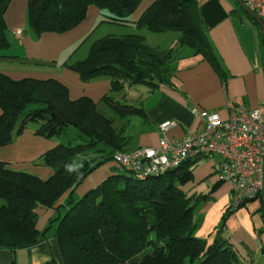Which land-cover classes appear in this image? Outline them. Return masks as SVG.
Instances as JSON below:
<instances>
[{
	"label": "trees",
	"instance_id": "1",
	"mask_svg": "<svg viewBox=\"0 0 264 264\" xmlns=\"http://www.w3.org/2000/svg\"><path fill=\"white\" fill-rule=\"evenodd\" d=\"M11 0H0V49L10 45L4 13ZM140 0H28V23L38 34L65 32L81 22L89 5L106 10V21L134 25L152 32L177 31L174 46L148 45L140 33L105 35L95 40L84 59L68 65L82 81L98 75L110 78L104 95L114 116L97 109L89 97L71 99L66 86L47 78L12 79L0 72V146L9 144L28 121L47 115L36 132L51 138L63 127L79 132L75 144L58 143L40 158L51 167L45 179L13 171L0 161V248L31 245L45 235L36 228L39 206L65 208L55 216L61 261L44 264H250L241 262L228 238L223 236L225 210L213 241L199 238L195 218L197 202L203 196H189L183 185L192 180V164L184 161L165 174L138 178L125 167L105 177L81 196L76 188L97 167L114 162L113 155L125 152L128 138L123 134L129 116L141 108L114 100L125 87L144 83L152 88L167 84L175 72V59L184 45L210 62L213 52L202 28L196 0H155L131 21L129 15ZM238 11L259 29L262 54L264 32L236 2ZM2 50V52H3ZM0 51V57L8 55ZM264 58V57H262ZM115 117L121 123L115 124ZM65 199L59 203L64 196ZM258 199L264 204V197ZM264 211V206H262Z\"/></svg>",
	"mask_w": 264,
	"mask_h": 264
},
{
	"label": "crops",
	"instance_id": "2",
	"mask_svg": "<svg viewBox=\"0 0 264 264\" xmlns=\"http://www.w3.org/2000/svg\"><path fill=\"white\" fill-rule=\"evenodd\" d=\"M27 1L11 0L4 13L9 35L16 41L17 47L23 48L25 45L34 44V40L24 35L23 31L26 25ZM154 1L140 0L133 13L129 15V19L135 21ZM196 9L210 43L214 62L184 45L177 53L175 72L169 83H160L154 88L144 83H141L144 87H136L137 83L118 92L117 100L137 106L142 111L141 114L129 116L125 122L123 134L128 138V143L124 147L125 152H132L140 147L156 146L163 135L168 139L177 140L188 132L202 129L204 120L192 113L193 108L215 111L222 118H226L227 104L233 102L258 108L264 114V58H262L264 54L258 27L238 11L235 0H196ZM89 15L92 19L103 15L102 26L110 23L114 27L105 28L98 37L91 38L92 33H89L90 38L82 48L71 50L74 43L90 31L89 23H85ZM105 17L103 10L95 5H89L83 19L85 21L79 26L84 25L82 27L76 25L79 29L70 31V42L59 51H37L33 52L36 54L34 56L30 55L29 51L14 50L10 51V54H7L8 51H1L8 56L0 57V72L15 80L25 77L56 79L66 86L71 99L89 97L96 103L99 111L114 116L110 105L103 100L104 95L110 90L109 76L102 74L82 81L79 74L68 66L84 59L91 44L102 36L128 33L145 35L142 28L106 21ZM15 30H22L21 38L14 34ZM45 33L49 38L57 39L48 42L44 46L45 49H56L58 45L56 42L69 35L63 32ZM160 33L163 38L170 34L172 41L179 38L177 31ZM144 38L148 45L158 48H168L176 43L170 40L168 44L152 45L147 42L145 36ZM12 53H21V58L18 55L13 56ZM44 53L51 55L47 56ZM37 61H50L52 64L46 67ZM115 119V124L121 123L119 118ZM166 120H173L175 124L162 134L159 125ZM31 122L32 120L28 121L20 133H14L9 144L0 146V161L10 170L45 179L52 174V169L41 163L40 158L59 142L39 135L36 132V125ZM218 161L217 157L198 158L191 167V181L195 186L186 190L188 195L193 193L191 196L204 197L198 202L200 203L198 207L201 208L197 214L201 218V223L195 234L199 238L207 239L209 243L213 241L231 198L230 184L220 179ZM117 166L121 165L107 162L97 167L76 188L74 196L78 198L95 187L105 177L115 173L118 170ZM65 196L59 203L63 202ZM57 205L53 208L39 206L36 209L38 214L36 228L39 231H43L47 226L50 228L34 244L14 249L0 248V264H44L51 259L61 261L60 248L55 236L56 222L50 223L53 217L61 216L65 211L62 207L58 209ZM262 206L264 204L259 199L250 200L232 212L225 221L223 236L228 238L241 262L264 264Z\"/></svg>",
	"mask_w": 264,
	"mask_h": 264
},
{
	"label": "built area",
	"instance_id": "3",
	"mask_svg": "<svg viewBox=\"0 0 264 264\" xmlns=\"http://www.w3.org/2000/svg\"><path fill=\"white\" fill-rule=\"evenodd\" d=\"M264 21V0H242ZM14 34L21 38L22 30ZM228 116L218 112L191 111L204 120L203 128L188 132L180 139L160 137L156 146L140 147L132 152H118L113 159L138 178L158 176L184 161L200 157H217L222 181L231 187L228 209L232 212L264 191V114L241 103L228 102ZM175 124L160 123L162 134Z\"/></svg>",
	"mask_w": 264,
	"mask_h": 264
},
{
	"label": "rangeland",
	"instance_id": "4",
	"mask_svg": "<svg viewBox=\"0 0 264 264\" xmlns=\"http://www.w3.org/2000/svg\"><path fill=\"white\" fill-rule=\"evenodd\" d=\"M103 11H104L105 15H108V12L106 10H103ZM103 19H104L103 15H100V17L95 18V19H92V17L89 15L88 16V20H86L85 23H89V27H90L89 30L90 31L87 32L82 38H80L79 41L77 40V42L74 43L73 47H71V50H72V48L76 49V50L78 48L79 49L82 48L85 45V43H87V40H89V38H90V36H89L90 34L89 33H92L91 38H93L94 36L98 37L100 34H102L101 32L105 28L112 29V27H114L113 24H110V23L104 24V26H102L103 25V23H102ZM4 20H5V23H6L5 17H4ZM82 21L84 22L85 20H82ZM82 21L77 24L78 27H82L84 25L83 24L82 26H79V25H81L83 23ZM25 22H26V25L23 28L24 35L31 37L34 40V44L25 45L24 48L23 47H17L15 45L16 41L13 40L11 38V36L9 35L10 31H9V28L7 27V23H6V32H7V37H8L10 45H9V47L7 49H4V50L0 49V51H2V50L3 51H8L7 54H10V51H14V50H16V51H29L30 55H33V56L36 55L33 52H37V51H59V49H61L64 45H67L70 42V40H71V35L69 34V33H71L70 31H73L72 29H77L78 28V27L76 28V25H75L74 28L72 27L69 30L63 32V34L68 33L69 35L68 36H64V38L62 37L63 38V39L61 38L62 40L59 39L56 42V44H58L56 46V49L55 48L45 49L44 46L47 45L48 42L53 41V40H57V39H55L54 37L52 39L49 38L48 35H46L45 32H44V34L43 33L38 34L37 32H35L32 29H30L29 23H28V10L26 12ZM142 29H144L143 30L145 32L144 36L146 37V40H147V42L149 44H152V45L168 44V42H170V40L172 41V36H170V34H166L167 35L166 38H163L164 36H161L162 33L152 32V31H149V30H147L145 28H142ZM178 36H179V34H178ZM174 41H177V39H175V40L173 39L172 42L174 43ZM12 54H13V56H17L18 55V57L21 58V53L20 54L12 53ZM44 54L47 55V56L51 55V54L49 55L47 53H44ZM11 58H13V57H11ZM37 62H41V63L45 64L46 67H48V66H50L52 64L50 61H37ZM135 86L136 87H144V85L141 84V83H138ZM117 94L118 93L113 94V97L115 98L114 100H117V98H116ZM118 101H120V100H118ZM47 118H48L47 115H42L41 117L38 118V120H32L31 123L36 125L37 128H39L40 124L46 122ZM78 132L79 131L75 127L66 126V127L62 128V130H61V132L59 134L52 136L51 139H54L55 141H58L59 143H62V144H65V145L66 144H75L76 140H77V136L79 134ZM194 186L195 185H194V183H192V181H188L186 184L183 185V188L185 190H187L189 188L190 189L194 188ZM192 194H189V196H191ZM197 194H199V193H197ZM192 197H194V196H192ZM2 204H3V200L0 199V207H1ZM199 204L200 203L197 202L194 214H195V218L198 220L199 225H200L201 218L198 217V214H197L200 211V208H201V206L198 207Z\"/></svg>",
	"mask_w": 264,
	"mask_h": 264
},
{
	"label": "water",
	"instance_id": "5",
	"mask_svg": "<svg viewBox=\"0 0 264 264\" xmlns=\"http://www.w3.org/2000/svg\"><path fill=\"white\" fill-rule=\"evenodd\" d=\"M253 19L260 25L262 32H264V21L260 19L252 10H250L242 0H235ZM262 197H264V191H262Z\"/></svg>",
	"mask_w": 264,
	"mask_h": 264
}]
</instances>
